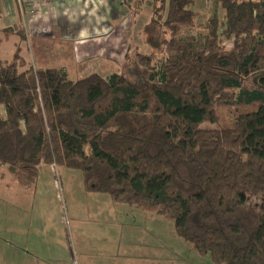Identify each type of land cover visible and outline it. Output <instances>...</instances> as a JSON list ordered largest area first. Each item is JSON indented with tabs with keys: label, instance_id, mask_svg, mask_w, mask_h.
Here are the masks:
<instances>
[{
	"label": "trees",
	"instance_id": "1",
	"mask_svg": "<svg viewBox=\"0 0 264 264\" xmlns=\"http://www.w3.org/2000/svg\"><path fill=\"white\" fill-rule=\"evenodd\" d=\"M216 2L223 17L190 36L196 0L135 1L162 34L161 52L129 45L143 79L0 59V170L31 183L44 163L81 169L88 191L166 214L214 262L264 264V0ZM255 102L232 126L202 127Z\"/></svg>",
	"mask_w": 264,
	"mask_h": 264
},
{
	"label": "rangeland",
	"instance_id": "2",
	"mask_svg": "<svg viewBox=\"0 0 264 264\" xmlns=\"http://www.w3.org/2000/svg\"><path fill=\"white\" fill-rule=\"evenodd\" d=\"M192 8L198 10L199 17L197 25L185 33L190 36L204 32L211 16L224 15L216 0H196ZM15 10L10 14L4 7L0 10L3 12H0V59L9 60L21 54L37 66L57 65L50 60L56 40L35 34V31L27 32L18 4ZM142 12L140 34L133 39L144 51L161 52V32L156 28L144 30L150 21L149 3H145ZM25 15L27 20V13ZM23 32H27L26 36H22ZM66 48H62L63 54ZM87 68L80 71L72 68L68 73L73 79L92 72L104 76L111 73L102 68ZM121 70L132 79L145 78L144 70L135 60L126 61ZM260 76L256 73L250 77L248 85H256ZM258 107L259 102L222 106L218 109L219 121L205 122L202 127L232 126L239 113L255 111ZM0 197L24 199L14 207L29 211V245L38 248L40 255L33 257L31 254L22 260L24 264H218L182 238L175 229L174 220L166 214L117 203L109 193L88 191L84 174L78 168L44 163L31 183H23L7 167H2ZM33 199L46 202L37 205L33 204L37 203L31 201ZM28 203L30 205H26ZM14 220L19 221L18 216ZM4 229L0 226V231ZM20 263L14 261L13 264ZM0 264H9L6 255L2 257L1 253Z\"/></svg>",
	"mask_w": 264,
	"mask_h": 264
},
{
	"label": "crops",
	"instance_id": "3",
	"mask_svg": "<svg viewBox=\"0 0 264 264\" xmlns=\"http://www.w3.org/2000/svg\"><path fill=\"white\" fill-rule=\"evenodd\" d=\"M135 1L32 0L25 4L27 20L26 15H21L26 21L27 32L35 31V34L56 40L50 60L58 64L44 67H63L68 72L72 68L80 71L87 67L88 70L102 68L111 73L122 72L129 45L135 43L141 48L137 40L133 39L140 34V16L143 13L133 15L131 8ZM16 4L15 0H1L0 10L4 7L8 14L16 12ZM27 32H23L22 36H26ZM64 47H67L65 54L62 53ZM22 201L24 199L0 197V226L5 228L0 231V253L2 257L6 255L9 264L14 261L20 263L31 254L33 257L40 255L38 248L29 245L28 209L14 207ZM31 201H37L33 203L37 205L46 202L44 199ZM15 214L19 221L14 220ZM2 236H5L4 240Z\"/></svg>",
	"mask_w": 264,
	"mask_h": 264
},
{
	"label": "built area",
	"instance_id": "4",
	"mask_svg": "<svg viewBox=\"0 0 264 264\" xmlns=\"http://www.w3.org/2000/svg\"><path fill=\"white\" fill-rule=\"evenodd\" d=\"M15 1L18 4L20 13L24 16L25 13H26V9H25L26 8V5L25 4H27L28 1H32V0H15ZM35 1H44V2H47L48 0H35Z\"/></svg>",
	"mask_w": 264,
	"mask_h": 264
}]
</instances>
